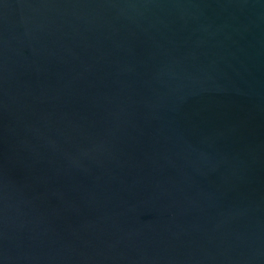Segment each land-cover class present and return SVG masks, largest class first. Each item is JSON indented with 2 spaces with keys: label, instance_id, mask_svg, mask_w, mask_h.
Masks as SVG:
<instances>
[{
  "label": "water",
  "instance_id": "95a60500",
  "mask_svg": "<svg viewBox=\"0 0 264 264\" xmlns=\"http://www.w3.org/2000/svg\"><path fill=\"white\" fill-rule=\"evenodd\" d=\"M0 264H264V0H0Z\"/></svg>",
  "mask_w": 264,
  "mask_h": 264
}]
</instances>
